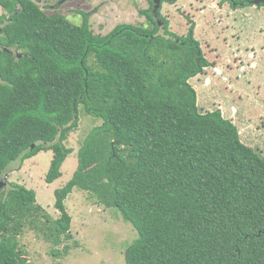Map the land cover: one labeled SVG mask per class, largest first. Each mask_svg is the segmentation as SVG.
<instances>
[{
  "label": "trees",
  "instance_id": "1",
  "mask_svg": "<svg viewBox=\"0 0 264 264\" xmlns=\"http://www.w3.org/2000/svg\"><path fill=\"white\" fill-rule=\"evenodd\" d=\"M23 6L5 31L23 53L0 50V179L14 161L51 150L45 182L52 183L72 152L64 142L80 105L102 123L84 139L71 179L54 191L57 219L33 190L0 189V264H31L18 250L25 226L55 246L70 237L64 200L74 188L131 224L125 264H264V156L219 109L199 110L188 80L211 64L193 22L178 36L161 14L162 25L144 10L151 28L122 24L100 35L85 17L75 25Z\"/></svg>",
  "mask_w": 264,
  "mask_h": 264
},
{
  "label": "rangeland",
  "instance_id": "2",
  "mask_svg": "<svg viewBox=\"0 0 264 264\" xmlns=\"http://www.w3.org/2000/svg\"><path fill=\"white\" fill-rule=\"evenodd\" d=\"M223 1L174 0L166 2L160 12L168 21L169 31L178 36H185L193 22L194 36L211 64L188 80L196 91L199 110L219 109L236 125L242 143L264 156V6L235 7ZM133 2L125 14L122 9L105 11L108 15L102 13V8L91 11L92 31L106 35L122 21L151 28V23L137 14L146 3ZM72 8L70 4L66 10L70 13ZM67 16L71 23L81 25L80 15ZM162 33L161 29L159 34ZM101 123L80 105L78 127L64 142L72 152L62 163L61 176L52 183L45 182L53 154L51 150L40 151L23 162L14 161L5 173L4 187L11 183L33 190L36 204L51 219H57L60 212L54 207V191L71 179L84 139ZM64 206L71 217L70 237L55 246L36 228L25 226L17 235L21 257L31 264H125L124 251L136 232L115 208L105 207L91 193L78 188L66 197ZM53 249L60 254L54 255Z\"/></svg>",
  "mask_w": 264,
  "mask_h": 264
},
{
  "label": "flooded vegetation",
  "instance_id": "3",
  "mask_svg": "<svg viewBox=\"0 0 264 264\" xmlns=\"http://www.w3.org/2000/svg\"><path fill=\"white\" fill-rule=\"evenodd\" d=\"M27 2L33 3L39 11L43 12L46 15H55L56 18L64 17L68 22H70L68 15L78 14L81 16V21H84V17L87 22L90 21V15L93 14L91 11H99L102 8V13L104 15L105 11L110 13L114 11H121L122 14L128 12V8L132 5L130 3L133 0H25ZM142 0H137V2H141ZM146 3V7H140L138 9L137 14H142L145 10H149V12L153 15V19L160 25H162V21L160 19L159 14H161V8L164 7L166 2L173 3L171 0H160L159 7L154 13L153 7L155 5L154 0H143ZM134 3V2H133ZM72 4L73 8L70 13L66 10L67 6ZM173 5V4H172ZM258 7V6H257ZM27 10V7L23 6V0H0V50L12 52V54L16 57H20L23 53V49H16L19 47L21 43L16 39H12L9 35L6 34L5 31L11 30V26L17 21L18 14L22 10ZM120 9V10H119ZM162 18H164L161 15ZM71 18V17H70ZM145 21L148 22L146 17L144 16ZM71 23V22H70ZM122 24H129L127 21H122L121 24H117L116 26ZM131 25V24H130ZM133 25V24H132ZM114 27V28H115ZM113 28V29H114ZM112 29V30H113Z\"/></svg>",
  "mask_w": 264,
  "mask_h": 264
},
{
  "label": "water",
  "instance_id": "4",
  "mask_svg": "<svg viewBox=\"0 0 264 264\" xmlns=\"http://www.w3.org/2000/svg\"><path fill=\"white\" fill-rule=\"evenodd\" d=\"M154 2H155V5H154L152 11H153L154 13H156V11H157V9H158V7H159L160 0H154ZM252 3H253V5H255V6H258V5H262V6H264V0H253ZM6 184H7V183H6V175L3 174V175H2V178L0 179V189L3 188L4 186H6Z\"/></svg>",
  "mask_w": 264,
  "mask_h": 264
}]
</instances>
